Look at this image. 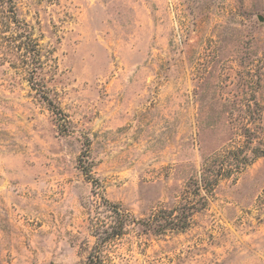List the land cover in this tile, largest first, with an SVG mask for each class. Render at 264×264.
I'll return each mask as SVG.
<instances>
[{
  "label": "rangeland",
  "instance_id": "1",
  "mask_svg": "<svg viewBox=\"0 0 264 264\" xmlns=\"http://www.w3.org/2000/svg\"><path fill=\"white\" fill-rule=\"evenodd\" d=\"M14 2L41 87L0 34V264L84 261L105 202L142 225L103 264H264V0Z\"/></svg>",
  "mask_w": 264,
  "mask_h": 264
},
{
  "label": "trees",
  "instance_id": "2",
  "mask_svg": "<svg viewBox=\"0 0 264 264\" xmlns=\"http://www.w3.org/2000/svg\"><path fill=\"white\" fill-rule=\"evenodd\" d=\"M5 33L11 36L9 43L13 46L2 48L4 49V53L15 60L22 58L25 61H29L28 82L31 83L32 86L41 87L37 84L35 79L37 71L42 67L40 47L37 40L32 37L29 25L18 17L14 0H0V34L4 37L3 34ZM6 40L8 41V39ZM37 91L43 93L42 88L37 89ZM90 168L89 165H85L81 168V171L88 179L90 177ZM204 180L203 178V182ZM105 203L107 204L106 207L108 212L112 215L111 218L113 221H107L106 219L98 220L94 232L95 244L86 259L78 264H103V252L106 245L109 244L110 241L124 235L125 227L129 223L142 225L141 222L133 220L130 215H125L118 206L109 204L108 202ZM188 217L189 215L185 214L179 218L176 216L172 218V214L169 213L167 219L170 222L169 225L172 226V228L169 227V229L175 231L185 229ZM150 219V224L148 226L149 231H166V228H164L165 226H160L156 216H151ZM175 222H177L178 228H175Z\"/></svg>",
  "mask_w": 264,
  "mask_h": 264
}]
</instances>
